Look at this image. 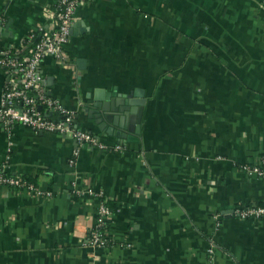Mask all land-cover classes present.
Returning <instances> with one entry per match:
<instances>
[{
  "label": "crops",
  "instance_id": "crops-1",
  "mask_svg": "<svg viewBox=\"0 0 264 264\" xmlns=\"http://www.w3.org/2000/svg\"><path fill=\"white\" fill-rule=\"evenodd\" d=\"M58 1L0 0V47ZM64 51L44 87L111 149L0 120V170L38 187L0 189V264H264V217L238 212L264 204L241 168L264 158V0H89ZM6 83L0 68V107ZM135 89L140 133H102L88 100ZM102 201L110 245L93 248Z\"/></svg>",
  "mask_w": 264,
  "mask_h": 264
},
{
  "label": "built area",
  "instance_id": "built-area-1",
  "mask_svg": "<svg viewBox=\"0 0 264 264\" xmlns=\"http://www.w3.org/2000/svg\"><path fill=\"white\" fill-rule=\"evenodd\" d=\"M89 0H59L47 22L38 24L31 30L21 47H0V68L7 76L6 88L0 107V120L6 125L18 123L36 132H57L70 134L79 144H87L100 149H111L92 131L76 126V112L69 109L57 97L48 93L44 87V77L39 65L46 56H53L65 63L68 57L64 45L68 42L74 15L82 4ZM26 47L28 53L24 54ZM42 109H39V107ZM122 145L112 150L121 151ZM78 152L76 151L75 154ZM245 173L264 179V158L260 162H246L241 165ZM2 187L24 188L38 191L36 184L20 175H8L0 170V189ZM243 218L264 217V204L240 209ZM111 209L102 201L97 213V223L85 245L93 248L108 247L107 219ZM213 249H210V252Z\"/></svg>",
  "mask_w": 264,
  "mask_h": 264
},
{
  "label": "water",
  "instance_id": "water-1",
  "mask_svg": "<svg viewBox=\"0 0 264 264\" xmlns=\"http://www.w3.org/2000/svg\"><path fill=\"white\" fill-rule=\"evenodd\" d=\"M142 91L135 89L121 95L114 92L111 97L104 94L103 90L97 91L95 96L88 100L87 107L94 125L102 133L132 140L127 132L140 133L146 104Z\"/></svg>",
  "mask_w": 264,
  "mask_h": 264
},
{
  "label": "trees",
  "instance_id": "trees-1",
  "mask_svg": "<svg viewBox=\"0 0 264 264\" xmlns=\"http://www.w3.org/2000/svg\"><path fill=\"white\" fill-rule=\"evenodd\" d=\"M28 51H29V47H26L23 53L26 54V53H28ZM24 178H25L27 181L36 184V182H35L34 179L27 178V177H24Z\"/></svg>",
  "mask_w": 264,
  "mask_h": 264
}]
</instances>
